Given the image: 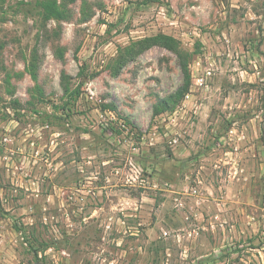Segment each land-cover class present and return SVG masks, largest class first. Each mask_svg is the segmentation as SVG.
Instances as JSON below:
<instances>
[{
  "label": "rangeland",
  "instance_id": "1",
  "mask_svg": "<svg viewBox=\"0 0 264 264\" xmlns=\"http://www.w3.org/2000/svg\"><path fill=\"white\" fill-rule=\"evenodd\" d=\"M40 2L0 0V264H264V0ZM158 33L153 115L176 53L109 65Z\"/></svg>",
  "mask_w": 264,
  "mask_h": 264
},
{
  "label": "trees",
  "instance_id": "2",
  "mask_svg": "<svg viewBox=\"0 0 264 264\" xmlns=\"http://www.w3.org/2000/svg\"><path fill=\"white\" fill-rule=\"evenodd\" d=\"M75 0H41L40 7L42 13L46 18H54L56 20L67 19L69 17V9L67 8L68 3L74 2ZM155 0H143L142 3L146 4L149 2H154ZM159 45L171 51H174L177 55L179 65L183 73V83L178 88L175 94L169 95L167 98H159L157 102L153 105L152 113L153 115H159L162 112L172 110L175 104L181 99L185 92L189 90L191 78L188 68V58L187 54H184L179 47V41L171 35L158 33L152 36H147L138 40H134L125 46L117 47V54L111 59L109 69L113 75H118L121 69L126 65L127 62L134 60L141 52L150 48L151 46ZM63 55L59 54L61 58ZM35 55L33 62H31L30 67H28V72L33 79L37 77L38 65L36 63ZM64 80V76H63ZM67 86L64 87V91H68ZM72 96L77 98L80 94L78 88L71 90ZM67 105V102H65ZM66 106L63 108L66 110ZM103 109H113V105H102ZM104 129H107L104 127ZM114 130V128H111Z\"/></svg>",
  "mask_w": 264,
  "mask_h": 264
},
{
  "label": "built area",
  "instance_id": "3",
  "mask_svg": "<svg viewBox=\"0 0 264 264\" xmlns=\"http://www.w3.org/2000/svg\"><path fill=\"white\" fill-rule=\"evenodd\" d=\"M208 74L210 73L209 71L207 72ZM199 81H200V83H202L203 81H204V78L203 77H201V78H199ZM117 124L118 125H120V127H124L125 125H124V122H122V120H119L118 122H117ZM119 127V126H118ZM5 140H6V138H4ZM118 138H116V140H117ZM118 141V140H117Z\"/></svg>",
  "mask_w": 264,
  "mask_h": 264
}]
</instances>
